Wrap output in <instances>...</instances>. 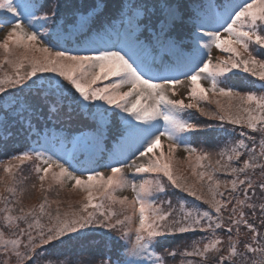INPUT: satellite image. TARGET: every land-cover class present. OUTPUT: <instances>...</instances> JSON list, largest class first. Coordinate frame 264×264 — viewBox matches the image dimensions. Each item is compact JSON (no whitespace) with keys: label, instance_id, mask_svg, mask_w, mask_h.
<instances>
[{"label":"snow or ice","instance_id":"1","mask_svg":"<svg viewBox=\"0 0 264 264\" xmlns=\"http://www.w3.org/2000/svg\"><path fill=\"white\" fill-rule=\"evenodd\" d=\"M45 6L0 0V151L7 157L0 161V264H168L178 254L182 264H264V0H52L44 12ZM42 37L66 40L76 51H53L58 44ZM81 47L87 54H79ZM213 48L226 55L214 59ZM242 74L262 91L230 83ZM185 82L188 103L172 98ZM192 109L225 134L217 150L193 145L192 137L206 136L213 125L194 122ZM81 121L88 128L81 138L93 136L95 147L109 152L108 164L77 167L31 145L9 151L14 138L38 134L42 124ZM113 127L119 147H107ZM79 147L92 151L88 143ZM181 148L200 192L175 171ZM29 164L42 191L73 182L86 194L79 206L61 212L57 201L50 212L45 195L26 208ZM126 189L131 197L116 195ZM169 189L206 207L160 199ZM96 228L107 230L106 244L118 245L114 255L84 261L56 251L73 234L80 240ZM197 232L200 239L183 250L163 246Z\"/></svg>","mask_w":264,"mask_h":264},{"label":"trees","instance_id":"2","mask_svg":"<svg viewBox=\"0 0 264 264\" xmlns=\"http://www.w3.org/2000/svg\"><path fill=\"white\" fill-rule=\"evenodd\" d=\"M52 0H45V8L44 12H48L50 10L49 6L51 4ZM57 3L63 4L64 0H56ZM50 31V29H49ZM45 44H49V46H52L53 44H58V46L53 47V51H63L66 49H71L74 52L76 51L75 45L73 43H69L66 40H59L56 41L53 39L50 43L48 39H45L42 37ZM96 47H100V45H97ZM118 50V49H113ZM79 54H87L86 51L81 47L79 50ZM222 55V54H221ZM49 75V74H44ZM114 79V78H113ZM105 82H100V86L103 85ZM230 83H235L238 86V90L240 91H255L259 93L262 91L260 87V82L256 80V78L250 77L248 74H242L239 77H234ZM204 85L208 87V84L204 82ZM128 86H125L121 89V91H127ZM179 99H184L185 103L189 102V99L187 96L180 97ZM100 103V102H96ZM110 107V106H109ZM201 107H206L205 104H201ZM191 113L195 117L194 122L196 120L199 121H207L208 123H211L213 125V130L209 131L206 136H199L194 135L192 137L193 145L197 148H209L210 150H217L219 146H222L225 142V134L216 130L215 125L217 124V121L214 119H209L206 117L201 116L197 110L192 109ZM127 114H121V116H124ZM42 131H40L38 134H33L29 136H19L14 138L10 142L9 151L15 152L16 150L21 151L24 150L26 147L31 145L32 147L36 148L39 147L40 150L48 151L49 148L53 147L55 150V153H59L61 156L65 157L70 163L77 167H92L95 168L98 165H105L108 164L109 161V152L108 151H101L100 149H97L95 147L96 141L91 135H85L83 138H81V133H87V122L81 121L77 123H73L71 125H59L57 122H53L50 124L43 125L42 124ZM231 126H229V129ZM239 131V129L237 130ZM118 128L113 127V129L110 132H106L107 137V147H119V145L116 144V140L114 139L117 136ZM249 134L252 135L249 131ZM202 140H207L208 143H201ZM78 141L79 143L74 147V142ZM162 142H165V149L167 148L168 141L166 138L162 137ZM20 143H24V145H19ZM82 143H88L92 151L90 153H85L80 150L79 144ZM47 145V148H46ZM42 146V147H40ZM45 147V148H44ZM101 147H105V145H101ZM54 153V152H51ZM7 157L4 154L3 151H0V161L5 160ZM35 163V162H33ZM98 170L105 172V174H108L110 172L109 168L100 167ZM77 175H85V173L77 172ZM2 175V173H0ZM24 175L28 176L29 179L27 180L24 187L26 188V191L22 197V203L23 205L27 207H31L33 205H39L42 202V199L45 195H47L49 203L51 204V207L48 209V211L52 212L56 207L57 204L55 202L59 201V208L61 212L71 211L76 209L81 199L74 200L72 193L69 194L68 188H60L57 189L55 185H53L52 191H42L39 188V183L36 180L35 174L32 171V165H26L24 169ZM188 178L189 183H194L196 185V190L198 192L201 191V186L197 182L196 177L193 176V174L190 175H184ZM220 179H226L229 178L225 175H221L219 177ZM50 182V181H49ZM33 183L37 184V187L35 189L31 188V185ZM73 184V183H72ZM69 185V184H68ZM72 187L73 185H69ZM2 188V186H0ZM45 189H47V182L45 184ZM59 192L58 197L54 198L56 194L55 192ZM203 194L207 196V192L204 191ZM66 197V198H65ZM73 198V199H72ZM172 199L173 203L176 204L178 200L180 201H186L188 206H192L193 204L199 205L201 207H206L202 204L200 201H196L195 198L188 196L184 193H178L173 194L172 190L169 189V195L168 196H161L160 199ZM72 199V200H71ZM42 223H47V218L45 217L44 220H42ZM23 227V225H21ZM243 230V229H242ZM107 232L106 229L103 228H96L88 232V235L86 238H81L78 240L75 237V234H73V239L71 241H66L65 245L58 246L56 251L67 253L70 256H75L81 260L87 261V260H100L104 258L109 250H111L112 254H115L116 249L118 248V245L115 243H107L106 244V237L105 233ZM201 233H186L180 236L171 237L168 240L163 242V246L165 248L171 249H180L183 250L185 247L190 245L193 241H197L201 237ZM222 235H224L222 233ZM185 258L180 256L179 254L174 260H169L168 264H182V261ZM188 259H191L190 257Z\"/></svg>","mask_w":264,"mask_h":264},{"label":"rangeland","instance_id":"3","mask_svg":"<svg viewBox=\"0 0 264 264\" xmlns=\"http://www.w3.org/2000/svg\"><path fill=\"white\" fill-rule=\"evenodd\" d=\"M8 27H10V25ZM6 30L7 29H5V31ZM3 36H4V32H0V39H2ZM37 55H41V54L40 53H37ZM212 55H213V58L215 59L216 57H222V56H225L226 54L223 53L222 51H220L219 49L213 48ZM204 82H206L209 85V81L203 80L202 83L204 84ZM175 91H176V95H174L172 97L173 99H179V96L182 97V98H183V96H187L188 97V95H187V93H188V85H187V82H185L184 85H177ZM100 103H102V102H100ZM163 143L165 144V142H163ZM19 145H24V143H20ZM46 148H47V145H46ZM49 150H50V152H54L55 153V150H54L53 147L49 148L48 151ZM165 151L167 152V148L165 149ZM15 152H18V150H16ZM175 158H176V168H175V171L177 172V174H183V175H190V174H192V169L189 166L188 160L186 159V153L183 151L182 148L177 150V152L175 153ZM138 163H139V161H138ZM125 171L128 172L130 170L125 169ZM108 174H110V172H108ZM108 174H106V175H108ZM72 183L73 182H66L65 185H64V187L65 188H68L67 190H68L69 194L72 193L74 200H76V199L83 200V198H84V196L86 194L82 190H80V189H76L73 186L70 187L69 185H73ZM116 195L118 197H122V196H129V197H131L133 194L131 193L130 189H126L124 191L117 192ZM57 197H58L57 195L54 196L53 200L55 198H57ZM60 200H61V198H60Z\"/></svg>","mask_w":264,"mask_h":264}]
</instances>
